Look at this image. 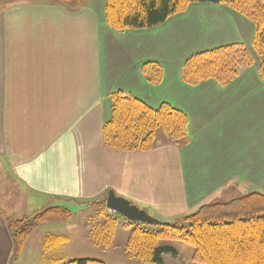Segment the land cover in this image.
<instances>
[{
    "label": "crops",
    "instance_id": "1",
    "mask_svg": "<svg viewBox=\"0 0 264 264\" xmlns=\"http://www.w3.org/2000/svg\"><path fill=\"white\" fill-rule=\"evenodd\" d=\"M3 3L0 264L13 253L7 221L47 206H82L114 190L171 218L234 191L264 192V81L252 19L228 5L192 3L156 27L119 31L107 22L106 0ZM240 44L254 52L252 65L228 83L183 78L195 53ZM149 62L161 68L159 82L144 73ZM117 91L186 113L185 144L127 152L106 144Z\"/></svg>",
    "mask_w": 264,
    "mask_h": 264
},
{
    "label": "trees",
    "instance_id": "2",
    "mask_svg": "<svg viewBox=\"0 0 264 264\" xmlns=\"http://www.w3.org/2000/svg\"><path fill=\"white\" fill-rule=\"evenodd\" d=\"M192 3H220L252 19L256 26L253 50L260 57L259 73L264 81V0H106L107 22L116 30L156 27L168 18L185 11ZM252 65L250 51L242 44L216 47L195 53L183 63V78L191 85L215 79L223 84L236 78L241 66ZM144 73L159 82V65L149 62ZM111 119L103 126L106 144L120 151H150L156 131L163 128L171 141L185 144L188 139V117L168 103L152 107L126 92L111 96ZM106 204V199L104 200ZM73 211L63 205H51L33 216L9 219L7 226L13 239L11 264L22 254L31 231L40 224L66 223ZM105 220L90 233L96 246L107 248L114 237L117 219L100 211ZM118 214V213H117ZM127 252L150 264H163L164 255L178 256L174 247L161 243L181 239L194 247V260L199 264H264V192L250 191L232 200L203 203L177 222L132 224ZM69 241L64 234L48 233L42 257ZM51 264H106L101 259L50 257Z\"/></svg>",
    "mask_w": 264,
    "mask_h": 264
},
{
    "label": "rangeland",
    "instance_id": "3",
    "mask_svg": "<svg viewBox=\"0 0 264 264\" xmlns=\"http://www.w3.org/2000/svg\"><path fill=\"white\" fill-rule=\"evenodd\" d=\"M12 1V0H0V5L4 4L3 2ZM71 2V1H69ZM253 52V51H252ZM250 52L251 55L253 53ZM256 56V55H254ZM256 58V57H255ZM245 66H241L242 69ZM240 69V70H241ZM169 140L164 133L163 128H159L156 131V141L155 143L159 144L162 141ZM176 143V142H175ZM182 145V144H179ZM247 193V192H246ZM106 195L101 198H97L90 201H85L82 206H77L73 203L70 205L71 211H73V216L71 220H68L66 223H49L48 224H41L40 229L35 228L36 230H32L30 237L26 243V250L23 251L22 255L19 257L17 264H51L50 257H59L66 260H72L73 258H94V259H101L106 264H150L144 261H141L137 257L130 256L127 252V244L128 238L130 237V227H131V220L129 221L123 215L117 214L116 212L109 210L104 204V200ZM244 193L237 194L235 191L231 196L228 198L223 199L218 198V201H227L232 200L235 197L243 196ZM201 205V204H200ZM200 207V206H199ZM198 207V208H199ZM197 208V209H198ZM196 209V210H197ZM100 211H106L111 217L117 219L116 228L114 231V237L107 246V248L103 246L94 245L90 240V233L91 231L95 230L97 227L104 223L105 217L104 215L100 214ZM151 216L157 218L155 212L152 213L148 211ZM194 212V211H193ZM189 214V213H188ZM186 215H181L177 217H167L162 218L158 216L159 220L162 222H177V220L182 219ZM132 224H140L139 222H132ZM38 227V226H36ZM62 229V230H61ZM53 233L51 234H58L55 233L57 230H61V233L66 232V235L71 237V241L62 244L61 247H56L54 250L49 251L44 255L45 259L42 257L40 253V244L43 240V235L45 233H49L48 231ZM161 243L171 245L177 251L178 256L175 257L171 253H166L164 255L163 264H199L194 260L193 252L194 247L191 244H187L181 239H167Z\"/></svg>",
    "mask_w": 264,
    "mask_h": 264
},
{
    "label": "water",
    "instance_id": "4",
    "mask_svg": "<svg viewBox=\"0 0 264 264\" xmlns=\"http://www.w3.org/2000/svg\"><path fill=\"white\" fill-rule=\"evenodd\" d=\"M106 198L107 208L114 212H119L129 221L131 220L149 224L159 222V219L155 218L154 216L152 217L145 208H140L132 200L116 194L114 190H109Z\"/></svg>",
    "mask_w": 264,
    "mask_h": 264
}]
</instances>
